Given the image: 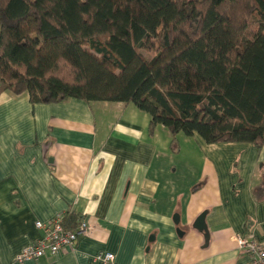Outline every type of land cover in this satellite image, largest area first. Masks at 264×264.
<instances>
[{
	"label": "crops",
	"instance_id": "0c3cea01",
	"mask_svg": "<svg viewBox=\"0 0 264 264\" xmlns=\"http://www.w3.org/2000/svg\"><path fill=\"white\" fill-rule=\"evenodd\" d=\"M171 141L130 104L2 93L0 264H249L233 238L264 244V147ZM68 213L91 226L73 249L15 262L36 222Z\"/></svg>",
	"mask_w": 264,
	"mask_h": 264
},
{
	"label": "trees",
	"instance_id": "16d2710c",
	"mask_svg": "<svg viewBox=\"0 0 264 264\" xmlns=\"http://www.w3.org/2000/svg\"><path fill=\"white\" fill-rule=\"evenodd\" d=\"M5 92L130 104L171 143L262 148L264 0H0Z\"/></svg>",
	"mask_w": 264,
	"mask_h": 264
},
{
	"label": "built area",
	"instance_id": "2783aa9c",
	"mask_svg": "<svg viewBox=\"0 0 264 264\" xmlns=\"http://www.w3.org/2000/svg\"><path fill=\"white\" fill-rule=\"evenodd\" d=\"M62 219V216H56L47 223L36 222L35 227L42 232L41 237L24 247L15 257V262L38 260L46 254L56 255L73 249L78 238L87 236L91 230L90 224L85 220H80L72 230L66 229ZM233 240L238 251L249 257V264H264V244L251 237L234 236ZM95 260L101 264H110L114 257L112 254H99Z\"/></svg>",
	"mask_w": 264,
	"mask_h": 264
},
{
	"label": "water",
	"instance_id": "95a60500",
	"mask_svg": "<svg viewBox=\"0 0 264 264\" xmlns=\"http://www.w3.org/2000/svg\"><path fill=\"white\" fill-rule=\"evenodd\" d=\"M204 214H201L197 219H196V221H195V223H194V228L195 229H197V230H199V231H205V226H204ZM178 216L177 215H175L174 217H173V221H174V223L175 224H178ZM177 234L179 235V236H182V232L181 231H177Z\"/></svg>",
	"mask_w": 264,
	"mask_h": 264
},
{
	"label": "rangeland",
	"instance_id": "374dc122",
	"mask_svg": "<svg viewBox=\"0 0 264 264\" xmlns=\"http://www.w3.org/2000/svg\"><path fill=\"white\" fill-rule=\"evenodd\" d=\"M141 54L146 58V59H150V55H148L146 52L141 51ZM166 132V131H165Z\"/></svg>",
	"mask_w": 264,
	"mask_h": 264
}]
</instances>
